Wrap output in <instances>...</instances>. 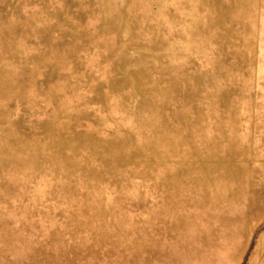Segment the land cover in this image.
I'll return each mask as SVG.
<instances>
[{"label":"rangeland","instance_id":"374dc122","mask_svg":"<svg viewBox=\"0 0 264 264\" xmlns=\"http://www.w3.org/2000/svg\"><path fill=\"white\" fill-rule=\"evenodd\" d=\"M0 264H264V0H0Z\"/></svg>","mask_w":264,"mask_h":264}]
</instances>
